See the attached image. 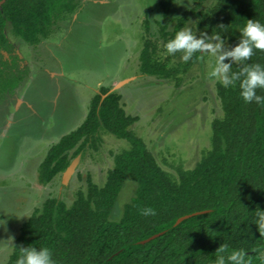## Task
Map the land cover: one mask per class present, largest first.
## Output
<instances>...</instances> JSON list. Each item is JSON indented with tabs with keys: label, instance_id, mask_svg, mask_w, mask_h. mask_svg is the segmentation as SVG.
Here are the masks:
<instances>
[{
	"label": "trees",
	"instance_id": "1",
	"mask_svg": "<svg viewBox=\"0 0 264 264\" xmlns=\"http://www.w3.org/2000/svg\"><path fill=\"white\" fill-rule=\"evenodd\" d=\"M80 1L6 0L0 6V101L28 76L5 34L6 24L16 37L36 47L51 38L58 22L75 13ZM175 1L160 0L165 17ZM205 1L193 0V6L176 20L173 32L164 26V42L191 16H200L212 36L219 34L227 51L243 42L240 29L248 19L264 24V0H218L210 12L201 10ZM149 30L145 21L141 74L178 80L188 65L170 67L161 60L158 42L150 39ZM255 64L264 70V50L253 49L252 56L232 63L231 83L217 87L224 114L212 123V149L178 181L159 167L144 141L131 131L138 118L126 113L122 96L101 88L91 99L85 121L49 148L38 181L50 184L87 147L97 149L101 131L126 140L130 149L114 156L102 187L87 175L86 192L77 191L70 206L50 196L35 208L21 224L5 264H16L20 247H35L37 254L47 247L55 264H218L221 258L224 264H232L227 254L239 248L251 264H264L260 258L264 236L253 224L259 220L255 209L264 211V88L254 89L247 103L240 95L245 69ZM128 178L136 182V193L117 217L115 205ZM143 209L154 214L145 215ZM224 244L228 247L218 253Z\"/></svg>",
	"mask_w": 264,
	"mask_h": 264
},
{
	"label": "rangeland",
	"instance_id": "2",
	"mask_svg": "<svg viewBox=\"0 0 264 264\" xmlns=\"http://www.w3.org/2000/svg\"><path fill=\"white\" fill-rule=\"evenodd\" d=\"M159 2L81 0L75 13L58 22L51 38L36 47L16 37L6 24L5 34L22 59L21 69L32 72V77L23 83L21 99L14 92L0 101V264L7 262L21 224L35 208L50 196L70 206L77 191L86 192L87 175L102 187L114 156L130 149L126 140L101 131L97 149L87 147L53 182L39 183V165L47 150L78 125L75 114L88 107L94 88L124 83L118 92L128 114L138 117L130 129L172 180L193 170L212 149V123L224 114L217 87L222 75L229 78L237 60L225 56L220 63L229 68L213 77L216 57L210 50L167 54L162 28L173 32L193 0H176L167 17ZM217 2L207 0L201 10L210 12ZM145 21L150 39L158 42L160 59L170 67L188 65L178 80L141 74ZM186 26L204 43H221L212 38L200 16H191ZM224 52L222 43L216 55ZM24 99L31 107L22 103ZM136 189V182L128 178L115 205L117 217Z\"/></svg>",
	"mask_w": 264,
	"mask_h": 264
},
{
	"label": "clouds",
	"instance_id": "3",
	"mask_svg": "<svg viewBox=\"0 0 264 264\" xmlns=\"http://www.w3.org/2000/svg\"><path fill=\"white\" fill-rule=\"evenodd\" d=\"M243 33V42L236 46L232 51L224 52L223 55L217 56L216 51L221 48V44L217 43L213 46L211 43H204L202 39H196L193 32L188 29L187 26L181 28L177 31L173 38L169 39L165 44L164 48L167 50V54H171L177 50H185L187 52H192L197 49H208L212 54L215 55V66L212 70V76L216 77L217 73H224L229 65L221 64L220 61L224 59L225 56H230L236 60H245L252 56L253 49L264 50V24L260 23L258 20L248 19L247 23L240 29ZM215 39H219V34H213ZM165 53H162V56ZM187 60V56L184 57ZM246 78L243 79L240 87L243 89L240 95L243 97L244 101L250 102L254 96V89L258 86L264 88V70L260 69L259 64H255L250 68H246ZM232 80H236V76L232 77ZM220 83L224 87H228L231 81H229L227 76L220 77ZM260 100V97H256ZM143 214H154L152 209H143ZM258 216L259 220H254L256 230L260 236H264V211L259 207L255 209V217ZM228 245H221L217 250L218 253H222ZM49 249L44 247V250L37 254L35 247L22 248L20 247V255L16 260V264H55V261L49 259ZM223 257L224 255H218ZM247 253L243 248L233 249L227 254V260L232 262V264H251L249 259H246ZM260 258L264 259V252H261ZM218 264H224L223 258L218 262Z\"/></svg>",
	"mask_w": 264,
	"mask_h": 264
},
{
	"label": "crops",
	"instance_id": "4",
	"mask_svg": "<svg viewBox=\"0 0 264 264\" xmlns=\"http://www.w3.org/2000/svg\"><path fill=\"white\" fill-rule=\"evenodd\" d=\"M19 53H20V50H19ZM18 54V53H17ZM20 57V56H19ZM54 74H53V72H51V76H53ZM29 76V77H28ZM28 76L25 78V80L21 83V85L14 91L16 94H17V98H19V99H21L22 97H21V92H22V87H23V83L29 78H31L32 77V72L30 73V75H29V71H28ZM123 82H119V83H117V84H115L114 86H111V87H106L107 89H109L110 90V92H117V93H119L118 91H120L121 90V88L123 87ZM102 88V87H101ZM101 88H94V91H93V94H92V96L89 98V99H87V108H83L81 111H80V113L78 112V113H76L75 114V118H78L80 121H79V123H78V125H76V127H74V129L72 130V131H74V130H76L84 121H85V119H86V117H87V115H88V112H89V105H90V102H91V99L96 95V94H99L100 93V89ZM13 92V93H14ZM120 94V93H119ZM19 95V96H18ZM121 95V94H120ZM122 96V95H121ZM20 101H22V100H20ZM25 101V102H24ZM122 105H123V107H124V109H125V111H126V106H125V103H124V99H123V96H122ZM22 103H24V104H26L27 102H26V100L24 99L23 101H22ZM21 105V104H20ZM19 105V107L18 108H20L21 106ZM27 105L28 106H30V104L29 103H27ZM31 107V106H30ZM20 110V109H19ZM126 113L128 114V112L126 111ZM131 115V114H130ZM131 116H133V115H131ZM133 117H137V116H133ZM138 118V117H137ZM138 122V121H137ZM136 122V123H137ZM72 131H70V132H72ZM69 132V133H70ZM66 134H68V133H66ZM66 134H61V136L59 137V139H58V141L60 140V138L61 137H63L64 135H66ZM57 141V142H58ZM56 142V143H57ZM55 144V143H54ZM53 145V144H52ZM51 145V146H52ZM49 150V149H48ZM47 150V151H48ZM47 153V152H46ZM45 156H46V154H45ZM45 158V157H44ZM43 158V159H44ZM43 161V160H42ZM41 161V162H42ZM41 164V163H40ZM40 166V165H39Z\"/></svg>",
	"mask_w": 264,
	"mask_h": 264
},
{
	"label": "water",
	"instance_id": "5",
	"mask_svg": "<svg viewBox=\"0 0 264 264\" xmlns=\"http://www.w3.org/2000/svg\"><path fill=\"white\" fill-rule=\"evenodd\" d=\"M5 1H6V0H1V1H0V6H2V5L5 3ZM105 97H106V96H103V97H102V100H103ZM69 167H70V166H69ZM69 167L67 168V170L69 169ZM67 170H66V171H67ZM188 217H189V216H186V217H183V218L179 219L178 223L181 222V221H183L184 219H186V218H188ZM154 238H155V236L152 237V238H150L149 240L154 239ZM149 240H148V241H149Z\"/></svg>",
	"mask_w": 264,
	"mask_h": 264
},
{
	"label": "bare ground",
	"instance_id": "6",
	"mask_svg": "<svg viewBox=\"0 0 264 264\" xmlns=\"http://www.w3.org/2000/svg\"><path fill=\"white\" fill-rule=\"evenodd\" d=\"M75 165H76V164H74L72 168H74V167H75Z\"/></svg>",
	"mask_w": 264,
	"mask_h": 264
}]
</instances>
